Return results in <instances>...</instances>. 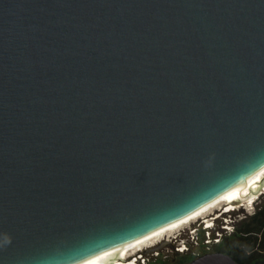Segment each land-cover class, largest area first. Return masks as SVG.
Listing matches in <instances>:
<instances>
[{"label": "water", "instance_id": "1", "mask_svg": "<svg viewBox=\"0 0 264 264\" xmlns=\"http://www.w3.org/2000/svg\"><path fill=\"white\" fill-rule=\"evenodd\" d=\"M262 170L264 0H0V264L139 250Z\"/></svg>", "mask_w": 264, "mask_h": 264}, {"label": "trees", "instance_id": "2", "mask_svg": "<svg viewBox=\"0 0 264 264\" xmlns=\"http://www.w3.org/2000/svg\"><path fill=\"white\" fill-rule=\"evenodd\" d=\"M257 208L254 214L238 222L234 233L216 247L238 264H264V203Z\"/></svg>", "mask_w": 264, "mask_h": 264}, {"label": "built area", "instance_id": "3", "mask_svg": "<svg viewBox=\"0 0 264 264\" xmlns=\"http://www.w3.org/2000/svg\"><path fill=\"white\" fill-rule=\"evenodd\" d=\"M236 208L238 206H235ZM235 208V209H236ZM234 206L231 208L226 205L223 209L212 213L205 221L198 223L190 230L191 243L182 242L177 248L181 254L189 253L192 258H199L205 253L211 252L214 246L219 245L224 238L231 236L235 231V225L232 222V213L235 212ZM206 229V236L199 237L198 230ZM178 238H175L177 240ZM178 241V240H177ZM138 264H148L149 259H145L142 255L139 256ZM146 261L148 263H146Z\"/></svg>", "mask_w": 264, "mask_h": 264}, {"label": "rangeland", "instance_id": "4", "mask_svg": "<svg viewBox=\"0 0 264 264\" xmlns=\"http://www.w3.org/2000/svg\"><path fill=\"white\" fill-rule=\"evenodd\" d=\"M262 203H264V194L259 196V198L254 203L253 207H251V208H249L247 206H245V207L240 206L239 207V205H236L238 207L235 209V212H233L231 214L233 225H236L238 222L242 221L247 216L254 214L258 209L257 207L261 206ZM225 206L226 205H224V204L219 205L215 209H212L211 211H209L208 213L203 215L201 218H198V219L194 220L193 222H191L187 225H184L183 227H181L177 230H174L173 232L168 233L165 236V240H162L160 243H158L159 246L161 244H162V246L158 250H155L152 253H150V256L143 255V252L145 250H143L139 253L137 252L135 255H137L138 260L140 259L139 256L142 255V257H144L145 259H150V261H154V262L157 261L156 262L157 264L166 263L167 261H169L173 258L175 253L181 254L180 252L177 251V248L181 245V243L183 241L185 243H189V242L191 243L190 230H192L198 223H202L203 221H205L206 218H208L212 213H215V212L223 209ZM206 231L207 230L204 228L198 230V235H199L200 239L204 238L206 236ZM175 238H178L177 239L178 241L175 240ZM158 244H156L155 246H157ZM147 249H149V248H147ZM146 263H148V262L146 261Z\"/></svg>", "mask_w": 264, "mask_h": 264}, {"label": "bare ground", "instance_id": "5", "mask_svg": "<svg viewBox=\"0 0 264 264\" xmlns=\"http://www.w3.org/2000/svg\"><path fill=\"white\" fill-rule=\"evenodd\" d=\"M264 180V170L258 172L248 183L247 187L243 190V194L240 195V196H237V197H232V198H229V199H226L222 202H220L219 204L213 206L212 208H210L209 210H207L206 212L202 213L201 215L197 216L196 218L172 229L170 232H173L174 230H177L181 227H183L184 225H187L191 222H193L194 220L198 219V218H201L203 215H205L206 213H208L209 211H211L212 209H215L217 206L219 205H228L230 206L231 208H233L234 206V209L236 208L235 206L236 205H239V207H253L254 203L256 202V200L258 199V196L260 195V191L262 190L261 194H264V187L262 189V187L260 186L259 183H261L262 181ZM243 195H248V199H246ZM168 232V233H170ZM167 233V234H168ZM166 234V235H167ZM165 235V236H166ZM165 236L162 237L161 239H159L158 241L148 245L147 247H144V248H141L139 250H136V251H133V252H130V253H126V254H123V255H119V256H116V257H113V258H109V259H106V260H103L97 264H138L137 263V255H135L137 252H141L147 248H151V247H154L156 244L160 243L162 240H165Z\"/></svg>", "mask_w": 264, "mask_h": 264}, {"label": "flooded vegetation", "instance_id": "6", "mask_svg": "<svg viewBox=\"0 0 264 264\" xmlns=\"http://www.w3.org/2000/svg\"><path fill=\"white\" fill-rule=\"evenodd\" d=\"M224 240V239H223ZM222 243V242H221ZM220 243V244H221ZM159 246V244L157 245V246H155V247H151V248H156V247H158ZM217 246H214L213 247V249L211 250V252H209V253H205L204 255H207V254H215V253H222V252H220V251H218L217 250V248H216ZM147 250V249H146ZM141 254V253H140ZM225 254V253H224ZM139 255V254H138ZM143 255H146V256H150V253H145V251L143 252ZM204 255H202V256H204ZM227 255V254H226ZM135 257H137V256H135ZM196 258H191L190 257V254L189 253H185V254H178V253H175L174 254V256H173V258L171 259V260H169V261H167L166 263H164V264H187V263H189V262H192L193 260H195ZM157 260V259H156ZM140 262V260H138V258H137V263H139ZM157 261H150V259H149V263L148 264H157L156 263Z\"/></svg>", "mask_w": 264, "mask_h": 264}]
</instances>
